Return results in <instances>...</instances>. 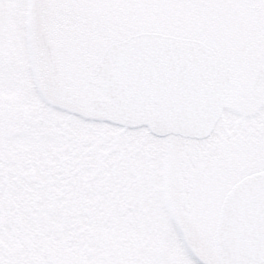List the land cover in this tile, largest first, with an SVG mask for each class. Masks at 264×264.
<instances>
[{"label":"snow or ice","instance_id":"6c2138e0","mask_svg":"<svg viewBox=\"0 0 264 264\" xmlns=\"http://www.w3.org/2000/svg\"><path fill=\"white\" fill-rule=\"evenodd\" d=\"M0 264H264V0H0Z\"/></svg>","mask_w":264,"mask_h":264}]
</instances>
